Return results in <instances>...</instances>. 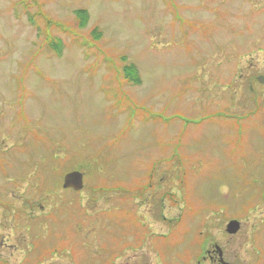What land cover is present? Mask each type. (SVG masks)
<instances>
[{
	"label": "rangeland",
	"instance_id": "obj_1",
	"mask_svg": "<svg viewBox=\"0 0 264 264\" xmlns=\"http://www.w3.org/2000/svg\"><path fill=\"white\" fill-rule=\"evenodd\" d=\"M257 74L264 0H0V264H25L28 243L53 257L42 264L189 261L196 225L218 236L219 214L264 205V89L251 115L238 112ZM74 169L85 175L78 192L61 187ZM148 181L126 205L108 190ZM113 206L136 215L116 219ZM263 216L259 206L241 217L254 261ZM54 219L67 221L61 249L43 235ZM167 251L171 261L151 257Z\"/></svg>",
	"mask_w": 264,
	"mask_h": 264
},
{
	"label": "flooded vegetation",
	"instance_id": "obj_2",
	"mask_svg": "<svg viewBox=\"0 0 264 264\" xmlns=\"http://www.w3.org/2000/svg\"><path fill=\"white\" fill-rule=\"evenodd\" d=\"M164 219L165 217L162 216L161 220ZM230 219L232 218L228 220ZM228 220L222 221V224H224L223 229H220L218 236L210 235V233L213 234L212 231L196 230L198 249L192 255V262L194 263L196 255L199 254L198 259H196L197 264H264V259L260 256L255 261L253 260V242L251 239L249 242V231L243 229V221H239L240 224L237 231L230 233L225 229V224ZM197 227H199V224ZM203 233H206L205 237L201 235ZM209 238L213 240L209 241ZM203 242H205L203 247L204 253H201ZM245 244L247 245L245 246ZM217 246L220 247L221 254L215 249ZM249 246H252L251 251L249 250ZM257 252L261 255L259 249H257Z\"/></svg>",
	"mask_w": 264,
	"mask_h": 264
},
{
	"label": "water",
	"instance_id": "obj_3",
	"mask_svg": "<svg viewBox=\"0 0 264 264\" xmlns=\"http://www.w3.org/2000/svg\"><path fill=\"white\" fill-rule=\"evenodd\" d=\"M62 186L64 188L71 187L74 190H79L83 186L82 173L76 170L66 173Z\"/></svg>",
	"mask_w": 264,
	"mask_h": 264
},
{
	"label": "trees",
	"instance_id": "obj_4",
	"mask_svg": "<svg viewBox=\"0 0 264 264\" xmlns=\"http://www.w3.org/2000/svg\"><path fill=\"white\" fill-rule=\"evenodd\" d=\"M26 3H33L37 0H23ZM85 11L81 12V16L79 17L80 21L79 24H83L86 21V17L87 15L85 14ZM97 36V34H96ZM123 73L125 74V78L129 79V80H137V72L134 68V66L132 64H127L123 67Z\"/></svg>",
	"mask_w": 264,
	"mask_h": 264
}]
</instances>
